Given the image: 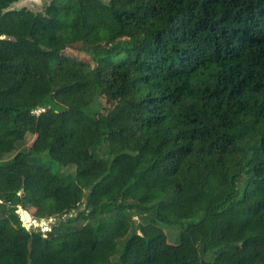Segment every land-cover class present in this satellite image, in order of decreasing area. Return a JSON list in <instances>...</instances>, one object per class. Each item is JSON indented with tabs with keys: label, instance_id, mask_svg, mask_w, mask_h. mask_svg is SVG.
Returning <instances> with one entry per match:
<instances>
[{
	"label": "trees",
	"instance_id": "1",
	"mask_svg": "<svg viewBox=\"0 0 264 264\" xmlns=\"http://www.w3.org/2000/svg\"><path fill=\"white\" fill-rule=\"evenodd\" d=\"M16 1L0 264H264V0Z\"/></svg>",
	"mask_w": 264,
	"mask_h": 264
},
{
	"label": "rangeland",
	"instance_id": "2",
	"mask_svg": "<svg viewBox=\"0 0 264 264\" xmlns=\"http://www.w3.org/2000/svg\"><path fill=\"white\" fill-rule=\"evenodd\" d=\"M49 1L50 0H18L16 2L12 3L9 8L10 9H18L21 7H26V8L33 10V11H41L43 9L44 4L49 2ZM62 52L65 55L72 56L76 60H81V61L91 63L88 56L84 55L83 53L78 51L76 46H74L72 48H66ZM34 138H35L34 135H30V134L27 135L25 138V141L22 143L23 148L29 147L31 145L32 141L34 140ZM83 152L85 153V151H83ZM22 212H24V210H20L19 215H20L23 223L26 225V227L29 226L28 224H30V223L34 225V222L32 221L34 219L35 223L38 224L37 226L40 227L41 230H45L44 227H49L50 223H52L54 220L53 218L35 219L33 217V215L28 211H27L28 214H24L22 216V214H23ZM164 231L166 233L167 241L169 243H175L177 241L178 229L176 227H164ZM202 264H209V263L205 261Z\"/></svg>",
	"mask_w": 264,
	"mask_h": 264
},
{
	"label": "built area",
	"instance_id": "3",
	"mask_svg": "<svg viewBox=\"0 0 264 264\" xmlns=\"http://www.w3.org/2000/svg\"><path fill=\"white\" fill-rule=\"evenodd\" d=\"M33 221V220H32ZM28 225H31V223L30 224H28ZM45 228V230H49V227H44Z\"/></svg>",
	"mask_w": 264,
	"mask_h": 264
},
{
	"label": "water",
	"instance_id": "4",
	"mask_svg": "<svg viewBox=\"0 0 264 264\" xmlns=\"http://www.w3.org/2000/svg\"><path fill=\"white\" fill-rule=\"evenodd\" d=\"M33 222H34V226H37V225H38L37 223H35L34 219H33ZM41 225H42V224H41Z\"/></svg>",
	"mask_w": 264,
	"mask_h": 264
}]
</instances>
